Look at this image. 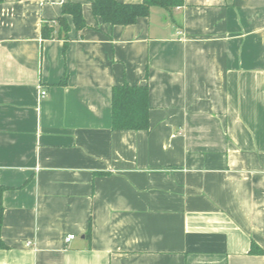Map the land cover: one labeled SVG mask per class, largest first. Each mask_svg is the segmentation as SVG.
Wrapping results in <instances>:
<instances>
[{
    "label": "crops",
    "instance_id": "1",
    "mask_svg": "<svg viewBox=\"0 0 264 264\" xmlns=\"http://www.w3.org/2000/svg\"><path fill=\"white\" fill-rule=\"evenodd\" d=\"M67 1L87 26L43 38ZM125 81L148 130L112 129ZM0 184V264H264V0L116 26L92 0H0Z\"/></svg>",
    "mask_w": 264,
    "mask_h": 264
},
{
    "label": "trees",
    "instance_id": "2",
    "mask_svg": "<svg viewBox=\"0 0 264 264\" xmlns=\"http://www.w3.org/2000/svg\"><path fill=\"white\" fill-rule=\"evenodd\" d=\"M183 5L184 0H142L140 3H124L118 0H92L94 15L104 23H109L112 26L133 24L140 17H148L153 7H161L168 12H172ZM68 16L72 17L77 33L87 26L82 4L67 1L63 4L62 15L55 22L45 21L43 23V38H63L65 45H67L69 40L68 33L71 30ZM111 108L113 130H148L150 127L149 114L151 108L149 103V85H133L125 81L113 86ZM5 189L0 184V241L5 210L3 204ZM250 252L258 254L264 251L257 243L253 242Z\"/></svg>",
    "mask_w": 264,
    "mask_h": 264
},
{
    "label": "built area",
    "instance_id": "3",
    "mask_svg": "<svg viewBox=\"0 0 264 264\" xmlns=\"http://www.w3.org/2000/svg\"><path fill=\"white\" fill-rule=\"evenodd\" d=\"M47 94L46 90H41V96L45 97ZM75 238V234H68L65 238V240L68 242V241H71L72 239Z\"/></svg>",
    "mask_w": 264,
    "mask_h": 264
}]
</instances>
